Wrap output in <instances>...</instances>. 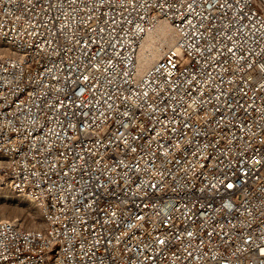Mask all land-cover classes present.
Segmentation results:
<instances>
[{
	"label": "built area",
	"instance_id": "built-area-1",
	"mask_svg": "<svg viewBox=\"0 0 264 264\" xmlns=\"http://www.w3.org/2000/svg\"><path fill=\"white\" fill-rule=\"evenodd\" d=\"M0 181V264H264V0H0Z\"/></svg>",
	"mask_w": 264,
	"mask_h": 264
},
{
	"label": "bare ground",
	"instance_id": "bare-ground-1",
	"mask_svg": "<svg viewBox=\"0 0 264 264\" xmlns=\"http://www.w3.org/2000/svg\"><path fill=\"white\" fill-rule=\"evenodd\" d=\"M177 32L166 20H160L156 26L142 39L137 54V65L139 72L154 64L162 58L170 47L179 51L177 45ZM7 185L0 181V189L6 190Z\"/></svg>",
	"mask_w": 264,
	"mask_h": 264
},
{
	"label": "rangeland",
	"instance_id": "rangeland-1",
	"mask_svg": "<svg viewBox=\"0 0 264 264\" xmlns=\"http://www.w3.org/2000/svg\"><path fill=\"white\" fill-rule=\"evenodd\" d=\"M7 219L24 228L42 226L40 210L36 204L6 187L0 189V220Z\"/></svg>",
	"mask_w": 264,
	"mask_h": 264
}]
</instances>
